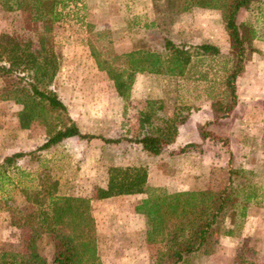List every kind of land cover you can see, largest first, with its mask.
<instances>
[{
	"label": "rangeland",
	"instance_id": "374dc122",
	"mask_svg": "<svg viewBox=\"0 0 264 264\" xmlns=\"http://www.w3.org/2000/svg\"><path fill=\"white\" fill-rule=\"evenodd\" d=\"M180 2L68 0L66 6L60 8V20L53 23L51 30L46 33L59 67L49 90L57 94L67 108L69 118L82 134L111 140L120 139L121 142L108 144L99 139L87 141L74 137L38 152L37 149L48 138L46 127L36 121L29 128L21 129L18 113L22 106L12 100L0 98V162L14 153L25 154L16 166L7 170L9 180L0 191L3 201L0 206L1 251L27 252L30 229L26 225H17L19 216L37 209L30 201L27 202V196L35 194L42 200L54 192L56 197L74 196L96 201L93 199L96 189L106 186L110 167H145L147 173L150 172L151 183L155 185L146 197H161L177 192L178 188L184 187L179 184V179L183 180L185 173H188L186 176L190 180L196 179L198 188H201L198 191L220 190L227 185V171L232 167V159L224 165L213 162L214 157L217 159L229 153L227 139L209 130L214 127L210 125H216L218 121H207L199 127L223 141L208 138L202 141L203 144H187L168 154L166 152V155L162 153L157 157L150 156L138 145L128 141L139 139L147 132L148 128L140 129L138 119L139 113L145 111L148 102L156 103L153 117V125L156 126L161 119L175 117L179 120L185 117L186 120L200 109L199 105L202 103L212 104L217 100H225L224 79L232 67V59L229 38L220 12H204L193 8L180 13ZM237 24L240 32L246 34L248 39L264 36V0H257L249 11L241 10L237 15ZM43 32V25L31 20L28 13L8 11L0 7V34L37 42V37ZM167 40L179 50L186 47L191 53H194V46L208 43L207 41L213 43V40L223 52L218 56H206L200 60L193 58L182 76L137 73L127 100L117 94L113 82L105 71L98 69L90 53L91 46L95 51H101L106 66L112 60L111 55L108 56L111 52L123 55L132 51H147L158 53L163 59L167 55L164 50ZM251 46L255 48L252 41ZM34 48L38 49V45L35 44ZM253 56L257 58L253 52L245 61V66ZM255 70L252 67L248 78H242L237 83L242 73L236 79L235 86L237 93L238 84L239 95L251 96L250 99L246 96V105L240 106L241 110L237 112L251 113L258 119L264 112V88L260 76L255 81ZM14 81L16 78L12 77L8 83ZM4 84L0 80V91ZM234 109L232 113L235 112ZM184 153L186 162L180 159L173 165L168 163V156L171 159L183 158ZM234 182L237 184L243 181L234 179ZM134 204L129 198H121L101 206V229L109 224L108 228L111 230L97 235L101 264L104 258L115 257V247L119 249L127 243L125 235L114 233V225L118 226L122 209L131 208ZM95 209L99 211V208ZM91 210L93 211L92 207ZM131 210L127 211L133 214ZM220 236L216 238L215 244L219 242ZM144 238L145 234H141L138 249H141L145 257L140 254L135 256L136 251H128V255L134 259L138 257L143 264H154L157 253L163 250V245L148 243ZM243 248L238 251L236 264H256L255 254L248 248ZM40 254L51 264L52 251L49 248L44 247ZM187 260L188 264H195L196 257Z\"/></svg>",
	"mask_w": 264,
	"mask_h": 264
},
{
	"label": "trees",
	"instance_id": "16d2710c",
	"mask_svg": "<svg viewBox=\"0 0 264 264\" xmlns=\"http://www.w3.org/2000/svg\"><path fill=\"white\" fill-rule=\"evenodd\" d=\"M67 1L0 0V7L8 11L28 13L31 20L43 25L44 32L37 37V42L0 34V80L5 83L0 91V98L12 100L22 106L18 113L21 129L29 128L36 121L46 127L48 138L37 149L38 152L72 137L87 141L99 139L108 144L121 142L120 139L111 140L82 134L69 118L66 106L55 92L49 90L59 67L46 33L51 30L53 23L60 20V8H64ZM180 1V13L193 8L219 11L229 38L232 67L224 79L225 100L214 101L211 105L213 118L217 122L235 108L236 79L243 73L248 56L256 52L251 46L252 39L240 32L237 15L241 10H250L257 0ZM35 44L38 49L34 48ZM193 49L194 53L186 47L179 50L167 40L164 43L167 55L163 59L160 54L147 51H132L123 55L111 52L108 56L111 55L112 60L108 66L101 56V51H95L91 46L90 53L98 69L105 71L113 82L117 94L127 100L137 73L182 76L193 58L220 55V50L212 44H200ZM120 66L122 68H118ZM12 77H15L16 81L9 84L8 80ZM154 105V101L148 102L145 111L139 113V127L141 130L148 128L147 132L139 139L128 141L138 145L146 154L157 157L163 153L165 146L174 143L177 126L185 121V117L179 120L175 117L161 119L154 126ZM198 128L203 141L208 138L223 141L202 127ZM24 156V153H14L0 162V191L9 180L7 170L16 166ZM227 172L228 183L220 190L182 191L161 197L150 195L142 201L137 210L145 218V240L148 243L163 245V250L157 253L154 264H181L190 255H211L216 238L220 235H230L231 230L224 226L227 222L234 223L237 212L241 216L244 215L246 207L245 203L240 202V193L246 187L247 178L243 170L229 168ZM107 174V184L96 189L94 200L135 194L148 195L150 191L146 186L148 173L145 167H110ZM234 179L243 182L235 184ZM1 200L2 197L0 206L3 202ZM28 201L37 209L22 215L23 217L19 216L17 221V225H26L30 229L27 252L12 253L0 250V264H48L40 254L44 247L52 251L51 264H101L95 219L90 204L92 199L56 197L53 192L42 200L35 194L27 196Z\"/></svg>",
	"mask_w": 264,
	"mask_h": 264
},
{
	"label": "crops",
	"instance_id": "0c3cea01",
	"mask_svg": "<svg viewBox=\"0 0 264 264\" xmlns=\"http://www.w3.org/2000/svg\"><path fill=\"white\" fill-rule=\"evenodd\" d=\"M198 10L204 12L212 11L199 8ZM207 42L208 43H205H214L213 45L218 48L215 41L212 40L211 42L213 43H210V41ZM252 42L255 48H257L255 49L253 47L256 50L254 53L257 58L254 56L251 58L252 60L245 66V71L237 79V83L238 80H241L242 78H248L247 75L250 74V70L252 67H254L256 69L255 81L258 80L260 76L262 86L264 88V36L253 38ZM221 52L223 51H220V53ZM202 58L204 57L200 56L194 59L200 60ZM251 87L252 86H250V90L252 89ZM238 89L239 88L237 84V106L234 109L235 112H231L224 119H220L216 125H210L211 127H214L209 130L212 133L214 132L215 135L219 137H225L228 141L227 148L229 153L224 156L222 155L220 158L217 157V159L214 157L213 162H220V165H224L228 164L231 158L232 165H230V167L232 166L231 168L243 170L245 172L247 183L244 190L240 193V202L245 203L246 208H244L243 216H241V214L239 215V212H237L238 214L233 221L234 223H226V228L231 230L230 235L220 236L218 240L219 242L214 245V250L211 255H196L195 264H199L198 262L201 264H236V258L239 254L238 251L243 247L248 248L252 254H255L256 264H264V112L261 113L258 119H256L257 116L251 113H238L237 111L241 110L240 106H243L244 104L246 105L245 99L248 95H239ZM247 97H249V99L251 98L250 95ZM211 105V103L208 104L206 102L200 104V109L197 110L195 114L188 116L183 124L181 123L178 125L176 139L174 143L164 147V155H166V152L168 154L169 152L178 150L180 147H183L187 144H199V142L200 144L202 143L203 140L200 138V135L196 129H198V127L203 125L205 122H211L214 120ZM207 143L208 142H206V144ZM164 155L162 156L164 157ZM182 155L183 158L177 157L176 159H171V157L168 156V163L173 165L175 162L180 161V159L186 162L185 159H187V157L184 156L185 153ZM225 156L227 157L225 158ZM164 160L167 159L164 157ZM187 174L188 173H185L183 175V180L179 179V184L184 187L178 188L176 191L181 192L200 190L201 188H198L199 184L197 183L196 179L190 180L188 176H186ZM146 186L148 189L155 187V185L151 183L150 172L147 175ZM121 198H129L135 202L133 207H126L125 209H122V215L118 220L119 224L118 226L114 225V233H118L120 236L125 235L128 240L126 241L127 243H124L119 249L115 247L114 258H104L102 260V264H143L138 259V257L137 259L131 258L128 255V251H136L135 256H138V254L141 256L145 255L143 252H141V249H138L140 235L145 234L146 231L145 218L143 214L137 210V206L140 205L141 202L145 200V198H147L146 194L119 196L105 200L91 201L90 204L93 208L92 215L95 219L96 232L97 235L101 232H111V230L108 228L109 224H107V226L105 225V229H101V221L103 220V217L100 215V211H102L101 206H104L106 202H112L113 200ZM95 208H99V211ZM130 209H132L131 211L133 214L128 212ZM116 249L119 251H116ZM143 249L144 247H142V250ZM144 257L145 256H143V258ZM195 257L187 256L184 262L181 264H188L187 259H193Z\"/></svg>",
	"mask_w": 264,
	"mask_h": 264
}]
</instances>
